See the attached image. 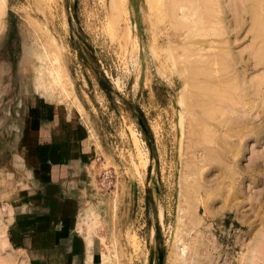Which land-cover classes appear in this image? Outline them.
I'll list each match as a JSON object with an SVG mask.
<instances>
[{
  "label": "rangeland",
  "instance_id": "374dc122",
  "mask_svg": "<svg viewBox=\"0 0 264 264\" xmlns=\"http://www.w3.org/2000/svg\"><path fill=\"white\" fill-rule=\"evenodd\" d=\"M215 1L207 27L188 4L183 40L163 0H118L115 30L113 0H0V180L54 113L87 148L81 115L101 144L96 186L119 201V264H264V0ZM9 211L0 195V264H29L8 241Z\"/></svg>",
  "mask_w": 264,
  "mask_h": 264
},
{
  "label": "crops",
  "instance_id": "0c3cea01",
  "mask_svg": "<svg viewBox=\"0 0 264 264\" xmlns=\"http://www.w3.org/2000/svg\"><path fill=\"white\" fill-rule=\"evenodd\" d=\"M81 118L87 148L70 127L75 121L67 127L54 113L44 131L37 126L27 140L23 135L2 173L7 238L29 264H119V201L96 186L101 144Z\"/></svg>",
  "mask_w": 264,
  "mask_h": 264
},
{
  "label": "bare ground",
  "instance_id": "6f19581e",
  "mask_svg": "<svg viewBox=\"0 0 264 264\" xmlns=\"http://www.w3.org/2000/svg\"><path fill=\"white\" fill-rule=\"evenodd\" d=\"M4 1H5V0H4ZM148 1H149V3H151L152 0H148ZM160 1H161V0H160ZM242 1H243V3L246 2V0H242ZM248 1H249V0H248ZM252 1H253V0H252ZM254 1H255V0H254ZM261 1H262V0H261ZM163 2H164V3H163L164 5L162 4V6H164V7H163L164 10H165L164 13H165L166 15H165V14H164V15L162 14L163 16H161V17L168 16L170 19H172L171 22H173V26L175 27V30H176V29H177V31L180 30L179 33H181L182 29L186 28L185 26H187V25L189 24V23H188L189 21L187 22L188 24L186 25V23H185V22L183 23V21L179 22V21H178V20H179L178 17H180L181 15L185 14L186 10H188V9L191 10V8H188L189 5H190L191 3H192L193 6H194V7H193V8H194V11H195V9H196V11H197L198 9H199V11L201 10V13L199 12L201 15H200L199 13L196 12V16H195V17H197V15L199 14V16H201V17L203 18V20H202V19H201V20H202V23H203V22H204V23L201 24V22H200V24H201L202 27L205 26L204 24H207V22H208V23L210 22L211 24H213V23L216 24V21H215L216 18L219 19L218 17H215V16H216L215 13L219 12V10H218L217 12L214 11V9H215V8H214V5H215V2H217V1H215V0H163ZM188 2H190V3H188ZM234 2H235V1H234ZM153 3H154V2H152V4H153ZM157 3H158V2H157ZM258 3H259V2H258ZM112 4H113V5H112V9H111V11H112V13H111V26H112V28L115 30V29H116V25H117V23H118L119 16H120L122 10L120 9L121 7H120L119 4H118V0H113ZM188 4H189V5H188ZM153 5H154V4H153ZM237 5H238V4H237ZM246 5H247V4H246ZM259 5H260V4H259ZM2 6H3V3H0V11L3 10V7H2ZM157 6H158V5H157ZM157 6H155V5H154V6H151V7H154V8H153V9H154V12L157 11V10L155 9V8H157ZM190 6H191V5H190ZM196 6H197L198 8H195ZM251 6H252V5H251ZM260 6H261V5H260ZM235 7H236V6H235ZM244 7H245V6H244ZM252 7H253V6H252ZM252 7H251V8H252ZM258 7H259V6H258ZM161 8H162V7H161ZM163 8H162V9H163ZM150 9H151V8H150ZM153 9H152V10H153ZM219 9H220V8H219ZM253 9H255V8H252L251 10H253ZM258 9H259V8H258ZM148 10H149V8H148ZM189 10H188V12H189ZM192 10H193V9H192ZM192 10H191V11H192ZM246 10H247V9H246ZM256 10H257V9H256ZM256 10H255V14L258 13V12H256ZM191 11H190V12H191ZM194 11H193V12H194ZM188 12H187V13H188ZM193 12H192V13H193ZM156 13H157V12H156ZM156 13H154V14H156ZM236 13H237V12H236ZM252 13H254V11H253ZM154 14H153V15H154ZM150 15H151V14L149 13V11L146 12V16H147V18L149 17V19H150V18L153 16V15H152V16L150 17ZM187 15H188V14H187ZM187 15H186V16H187ZM193 15H195V14L193 13ZM193 15L191 16V14H190L191 17H193ZM253 15H254V14H253ZM258 15H259V14H257L256 16H258ZM154 16H155V15H154ZM199 16H198V19H199ZM235 16H236V14H235ZM254 16H255V15H254ZM254 16H253V17H254ZM256 16H255V19L253 18V19L256 21V22L254 21V23L257 24V22H259V24L261 25L259 28L263 27V25H264V17H258V18H256ZM263 16H264V15H263ZM141 17H142V16H141ZM181 17H182V16H181ZM183 17H185V16H183ZM165 18H166V17H165ZM149 19H148V20H149ZM160 19H161V18H160ZM160 19H159V21H160ZM176 19H177V20H176ZM181 19H182V18H181ZM184 19H185V18H184ZM191 19H192V18H191ZM196 19H197V18H196ZM198 19H197V22H198ZM152 20H154V18H152ZM163 20H164V19H163ZM174 20H175V21H174ZM142 21H143V20H142ZM149 21H150V20H149ZM157 21H158V20H157ZM184 21H185V20H184ZM192 21H193V23L196 22V20H195L194 18H193ZM235 21H236V20H235ZM143 22H144V21H143ZM155 22H156V21H155ZM155 22L153 23V25H155ZM190 22H191V21H190ZM197 22H196V25H195L196 27H198L197 24H199V23H197ZM151 23H152V22H151ZM211 24H210V25H211ZM218 24H219V23H218ZM255 24H254V25H255ZM262 24H263V25H262ZM208 25H209V24H208ZM155 26H156V25H155ZM190 26H192V28H193V24L191 23V25L187 26V28H188V27L190 28V29H189V28L187 29V30H189V32H187V34H185V32H184V33L182 32V33L179 35V38H180L181 36L183 37V40H185V39H187V38H188V39L190 38L191 33H192V32L194 33V31L192 30V28H191ZM212 26H213V25H212ZM214 26H215V25H214ZM258 26H259V25H258ZM159 27H160V26H159ZM205 27H207V26H205ZM208 27H210V26H208ZM221 27H222V26H221ZM221 27H220V28H221ZM151 28H152V27H151ZM154 28H155V27H154ZM255 28L257 29L256 31H258L257 26H256ZM255 28H254V29H255ZM178 29H179V30H178ZM200 29H201V28H199V30H200ZM204 29H205V28H204ZM204 29H203V30H204ZM208 29H209V28H208ZM213 29H214V28H213ZM215 29H216V28H215ZM250 29H251V28H250ZM146 30H147V29H146ZM194 30H198V28H197V29H194ZM203 30H202V32H204ZM220 30H221V29H220ZM220 30H219V32H220ZM222 30H223V29H222ZM262 30H263V32H264V28H263ZM150 31H151V30H150ZM206 31L208 32L209 30L206 29ZM211 31H212V30H211ZM215 31H216V30H215ZM215 31H214V32H215ZM152 32H153V30H152ZM199 32H200V31H199ZM214 32H213V34H214ZM216 32H217V31H216ZM222 32H223V31H221V33H222ZM258 32H261V29H260V31H258ZM196 33H198V32H196ZM196 33H195V34H196ZM205 33H206V32H205ZM205 33H204V34H205ZM208 33H209V32H208ZM217 33H218V32H217ZM221 33H219V35H220ZM177 34H178V32H177ZM182 34H183V35H182ZM189 34H190V35H189ZM198 34H199L200 36L203 35V34H200V33H198ZM263 34H264V33H263ZM199 35H197V36H199ZM209 35H210V34H209ZM211 35H212V34H211ZM211 35H210V36H211ZM221 35H223V33H222ZM221 35H220V36H221ZM254 35H255V34H254ZM184 36H185V39H184ZM203 36H205V35H203ZM212 36H213V35H212ZM215 36H216V34H215ZM257 36H258V35H257ZM257 36H256V37H257ZM154 37H155V36H154ZM207 37H208V35H207ZM217 37H218V36H217ZM192 38H195V37L193 36ZM199 38H200V37H199ZM221 38H222V37H221ZM221 38H219V39H221ZM258 38H259V37H258ZM181 39H182V38H181ZM188 39H187V40H188ZM201 39H202V38H201ZM179 40H180V39H179ZM253 40H254V39H253ZM221 41H222V40H220V43H222ZM192 42H193V43H197L196 45L199 44V45L201 46V49L206 48L205 43H207V42H209V45H210V46H213V50L219 48L218 46H217L218 48H215V47H214V43H218L216 39H212L211 41H210L209 39H206V40H200V39H199L198 41H196V40L194 41V40H193ZM225 42H226V41H225ZM149 43H150V41H149ZM151 43H152V42H151ZM153 43H154V42H153ZM153 43H152V44H153ZM184 43H185V42H184ZM220 43H218V44H220ZM259 43H261V42H259ZM259 43H258V45H259ZM188 44H190V43H188ZM262 44H263V43H262ZM147 45H148V44H147ZM186 45H187V44H186ZM263 45H264V44H263ZM263 45H262V46H263ZM145 46H146V44H145ZM153 46H155V45L153 44ZM153 46H150V45L147 46V51H146L147 54H146V55H147V57L150 58V59H151V58H155V57H154V56H155V55H154V52H155V51H154V48H152ZM188 46L190 47V45H188ZM210 46H209V47H210ZM259 46H260V45H259ZM259 46H257L256 49H257V48L259 49L260 47H262V46H260V47H259ZM191 47H192V46H191ZM191 47H190V48H191ZM196 47H197V46H196ZM209 47H208V48H209ZM143 48H144V47H143ZM155 48H156V46H155ZM180 48H181V47H180ZM199 48H200V47H199ZM210 48H211V47H210ZM262 48H264V47H262ZM262 48H261V49H262ZM183 49H186V48H183ZM256 49H255V50H256ZM258 49L256 50L257 52H258V51H259V52H262L261 49H260V50H258ZM182 51H183V50H182ZM201 51H205V50H201ZM215 51H216V50H215ZM173 52H174V51H173ZM183 52H184V51H183ZM185 52H186V51H185ZM188 52H189V50H188ZM194 52H196V51H194ZM189 53H190V52H189ZM201 53H202V52H201ZM192 54H193V53H192ZM208 54H209V53H208ZM208 54L206 53V55H208ZM254 54H255V53H254ZM257 54H258V53H257ZM144 55H145V54H144ZM198 55H199V54H198ZM259 55H261V53H260ZM186 56H187V55H186ZM194 56H196V55H194ZM202 56H203V55H202ZM204 56H205V55H204ZM208 56H210V54H209ZM211 56L214 58L213 60H215V57L220 56V55H218V54L215 52V53L211 54ZM143 57H144V56H143ZM169 57H170V56H169ZM190 57H191V56H190ZM190 57H188V58H190ZM192 57H193V56H192ZM192 57H191V58H192ZM196 57H197V56H196ZM199 57H200V56H199ZM186 58H187V57H185V59H186ZM194 58H195V57H194ZM207 58H208V57H207ZM210 58H211V57H210ZM220 58L223 59L224 57L222 58V56H220ZM150 59H147V60H150ZM155 59H156V58H155ZM196 59H197V58H196ZM202 59H203V58H202ZM211 59H212V58H211ZM189 60H190V59H189ZM198 60H200V59H198ZM203 60H205V62L207 61L206 59H203ZM203 60H202V62H204ZM208 60H209V58H208ZM213 60H212V62H213ZM216 60H217V58H216ZM216 60H215V61H216ZM150 61H151V60H150ZM173 61H174V60H173ZM185 61H186V60H185ZM151 62H152V61H151ZM193 62H194V61H193ZM197 62H198V61H197ZM197 62H195V63H197ZM202 62H201V60H200L199 63H200V64H203ZM205 62H204V63H205ZM212 62H211V66H212ZM195 63H194V64H195ZM218 63L220 64L221 61L218 62ZM222 63H224V62H222ZM188 64H189V63H188ZM191 64L193 65L192 62H191ZM191 64H189V65H191ZM209 64H210V63H209ZM219 64H216V65H219ZM195 65H196V64H195ZM214 65H215V64H214ZM196 66H198V65H196ZM223 66H224V64H223ZM199 67H200V66H199ZM199 67H196V68H195V67H192V69H191L190 67H189V68L193 71L194 69L198 70ZM206 67H208V66H206ZM209 67H210V66H209ZM209 67H208V68H209ZM212 68H213V67H212ZM212 68H209V69H210V73L212 72V71H211ZM190 69H189V70H190ZM214 69H215V68H214ZM214 69H213V71H214ZM217 69H219V68H217ZM217 69H216V70H217ZM158 70H160V69H158ZM184 70H186V69H184ZM187 70H188V69H187ZM191 70L189 71V73H192ZM196 70H195V71H196ZM203 70H204V72H203ZM203 70H202L201 72H200V71H198V72L203 73V74L208 73V72H205V70H207L206 68L203 69ZM225 70H226V68H225ZM160 71H161V70H160ZM187 72H188V71H187ZM183 73H184V72H183ZM193 73H194V72H193ZM193 73H192V74H193ZM200 73H198V74H200ZM212 73H213V72H212ZM192 74H190V77H189V78H191V75H192ZM215 74H216V73H215ZM188 75H189V74H188ZM196 75H197V71H196L195 75H192V76L194 77V76H196ZM205 75H206V74H205ZM205 75H203V76H205ZM208 75H210V74L208 73L206 76H208ZM181 76H182V75H181ZM198 76H199V75H198ZM198 76H196V78H197ZM208 77H209V76H208ZM212 77H213V76H212ZM187 78H188V77H187ZM192 79H193V78H192ZM208 79H209V78H208ZM233 79H234V78H232L231 80H233ZM188 80H189V79H188ZM194 80H196V79H193V80H191V81H194ZM234 80H235V79H234ZM191 81H190V82H191ZM196 81H197V80H196ZM201 81H202V80H201ZM204 81H205V80H204ZM224 81H225V80H224ZM198 82H199V81H198ZM225 82H227V81H225ZM191 83H192V82H191ZM194 83H195V82H194ZM194 83L192 84V86H194ZM199 83H201V82H199ZM203 83H204V82L202 81V84H200V85L203 86ZM222 83H223V82H222ZM204 84H205V83H204ZM207 84H208V83H207ZM226 84H227V83H226ZM187 85H188V83H187ZM195 85H196V83H195ZM198 85H199V84H197L196 86H198ZM211 85H213V84H211ZM189 86H190V85H189ZM208 86H209V85H208ZM199 87H200V86H199ZM213 87H214V86H213ZM186 88H188V87H186ZM195 88H196V87H195ZM203 88H207V85L203 86ZM209 88H211V86H209ZM215 88H217V87H215ZM211 89H212V88H211ZM198 90H199V89H198ZM200 90H203V89H200ZM205 90H206V89H205ZM212 90H213V89H212ZM262 90H263V89H261V88H259V89L257 88V90H256L257 92H256V91H255V92H256L257 95H260ZM206 91H207V90H206ZM203 92H204V91H203ZM215 92H217V91H215ZM219 92H220V91H219ZM199 93H200V92H199ZM204 93H205V92H204ZM209 93H210V91H208V94H209ZM211 93H212V92H211ZM217 93H218V92H217ZM224 93H225V92H224ZM208 94H207V97H208L207 99H209V98L211 97V96L208 95ZM213 94H214V93H213ZM213 94H212V95H213ZM201 96H202V95H201ZM209 96H210V97H209ZM213 96H215V94H214ZM216 96H217V95H216ZM216 96H215V97H216ZM205 97H206V96H205ZM217 97H219V96H217ZM223 97H224V95H223ZM193 98H194V96H193ZM196 98H197V97H196ZM220 98H221V97H220ZM210 99H211V98H210ZM222 99H223V98H222ZM196 101H197V100H196ZM194 102H195V101H194ZM197 102H198V101H197ZM210 103H211V102H210ZM190 104H191V103H190ZM200 104H201V103H200ZM204 104H205V103H204ZM189 106H190V108L192 107L191 105H189ZM193 106H194V104H193ZM187 107H188V106H187ZM187 107H186V108H187ZM209 107H210V106H209ZM188 108H189V107H188ZM199 108H200V106H199ZM201 108H202V107H201ZM186 110H187V109H186ZM217 110H218V109H217ZM217 110H216V111H217ZM187 111H188V110H187ZM189 111H190V110H189ZM193 111H194V110H193V108H192V111H190V112H193ZM207 111H208V110H207ZM213 112H214V110H213ZM213 112H211V113H213ZM188 113H189V112H188ZM194 113H195V112H194ZM215 113H216V112H215ZM220 113H221V112H220ZM195 114H196V113H195ZM192 115H194V114H192ZM208 115H209V114H208ZM198 116H199V115H198ZM198 118H199V117H198ZM212 126H213V125H212ZM209 128H210V127H209ZM209 137H210V136H209ZM204 141H205V140H204ZM200 143H201V142H200ZM159 200H160V199H159ZM160 209H161V208H160ZM161 212H162V211H161ZM160 214H161V213H160ZM161 217H162V214H161ZM0 231H1V229H0ZM0 234H2V232H0ZM252 250H253V249H252Z\"/></svg>",
  "mask_w": 264,
  "mask_h": 264
},
{
  "label": "water",
  "instance_id": "95a60500",
  "mask_svg": "<svg viewBox=\"0 0 264 264\" xmlns=\"http://www.w3.org/2000/svg\"><path fill=\"white\" fill-rule=\"evenodd\" d=\"M153 254H154V248L151 247V248H150V255H149V257H150V261H151V262L153 261Z\"/></svg>",
  "mask_w": 264,
  "mask_h": 264
}]
</instances>
